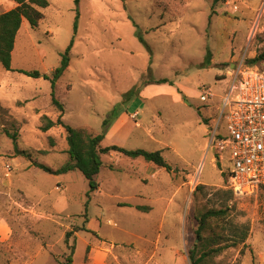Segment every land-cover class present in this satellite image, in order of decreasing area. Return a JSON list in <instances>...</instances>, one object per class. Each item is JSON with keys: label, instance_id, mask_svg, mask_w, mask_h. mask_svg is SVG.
Listing matches in <instances>:
<instances>
[{"label": "rangeland", "instance_id": "1", "mask_svg": "<svg viewBox=\"0 0 264 264\" xmlns=\"http://www.w3.org/2000/svg\"><path fill=\"white\" fill-rule=\"evenodd\" d=\"M213 1L48 0L37 29L23 21L11 68L40 78L0 65V223L31 224V256L51 247L34 264L64 262L66 233L76 246L72 264H190L195 217L209 209L227 210L216 232L228 241L209 264H264V191L240 198L227 189L228 157L209 146L207 131L233 72L264 57V0ZM12 8L0 0V14ZM71 41L55 85L62 121L104 134L102 148L161 151L170 172L101 155L88 199L79 171L51 175L32 166L56 169L68 160L64 130L40 128L43 116L59 117L52 73ZM254 65L264 69V58ZM6 132L17 133L30 160L14 154ZM81 228L90 232H74Z\"/></svg>", "mask_w": 264, "mask_h": 264}, {"label": "trees", "instance_id": "2", "mask_svg": "<svg viewBox=\"0 0 264 264\" xmlns=\"http://www.w3.org/2000/svg\"><path fill=\"white\" fill-rule=\"evenodd\" d=\"M11 1L14 3V8L0 14V65L6 71L18 72L29 78L38 79L40 78V73L37 71L13 70L11 68V56L14 49L15 39L23 21L28 23L30 29H37L39 23L43 20L42 10L49 7V2L48 0ZM219 1L221 0H214L213 4H216ZM74 2L78 4L79 0H74ZM77 17L78 15H76L75 18L74 30H76ZM72 46L73 41H71L70 45L62 55L60 66L52 73L50 102L51 105L58 110L59 117L55 121H52L50 118L43 116L41 118L42 126L40 128L43 133L55 127H60L64 130L66 134V153L68 155V160L64 165L56 169L36 162H31L32 166L51 175H63L69 172L79 171L88 182V199L98 188L96 177L99 174V171L104 167L101 155L117 153L130 160L142 159L147 164L151 163L159 169H164L167 172H170L171 167L162 157L161 151L149 152L143 149L128 150L118 146L102 148L101 142L104 139V134H93L85 128H72L62 121L64 106L55 96V85L56 81L63 75L69 66V53ZM263 58V56L255 58L250 61V63L252 66L258 67L254 64L259 63ZM206 60L208 61V66L210 63L209 54H207ZM44 78L47 79V76L45 75ZM166 81L167 80H161L159 82L164 83ZM6 134L12 141L14 154L30 160V155L24 151H20L17 147V133L10 134L6 132ZM50 143L52 145V141H50ZM140 208L141 207H137V209ZM226 214V209H209L196 215L197 229L195 235L198 241L192 245V248L188 252V260L190 264H209L216 256L227 248L228 241L224 237V234H219L218 231L216 232L217 229H221V223H223ZM81 231L90 232L85 228L77 229L74 232ZM207 232H209V234L204 236V233ZM71 235V233H66L64 236V244L70 250V254L64 258V262L58 264H72L75 247L68 245ZM245 239L246 237L243 236L239 242L244 243Z\"/></svg>", "mask_w": 264, "mask_h": 264}, {"label": "built area", "instance_id": "3", "mask_svg": "<svg viewBox=\"0 0 264 264\" xmlns=\"http://www.w3.org/2000/svg\"><path fill=\"white\" fill-rule=\"evenodd\" d=\"M233 73L207 131L209 146L228 157L227 189L243 198L264 191V69Z\"/></svg>", "mask_w": 264, "mask_h": 264}, {"label": "crops", "instance_id": "4", "mask_svg": "<svg viewBox=\"0 0 264 264\" xmlns=\"http://www.w3.org/2000/svg\"><path fill=\"white\" fill-rule=\"evenodd\" d=\"M17 225L15 227L6 222L0 223V253L4 254V264H34L35 259L41 257L42 253L50 255L51 247L48 245L44 247L42 244L37 248L34 256L28 254L26 251L30 241L29 231H32L31 224H20V227ZM89 258L91 259V256Z\"/></svg>", "mask_w": 264, "mask_h": 264}]
</instances>
